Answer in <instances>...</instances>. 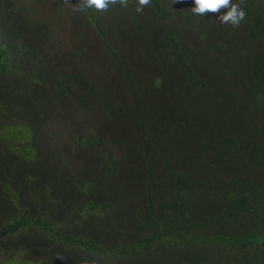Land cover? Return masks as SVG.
Wrapping results in <instances>:
<instances>
[{
    "label": "clouds",
    "instance_id": "1",
    "mask_svg": "<svg viewBox=\"0 0 264 264\" xmlns=\"http://www.w3.org/2000/svg\"><path fill=\"white\" fill-rule=\"evenodd\" d=\"M132 1L138 14L151 3L171 14L170 25L161 30L174 39L181 55L178 60L152 58L157 62L155 71L144 75L151 76L155 87L147 96L131 95L136 108L131 119L115 108H107L96 118L84 104L58 96L47 105L30 106L18 99L16 113L6 116L20 125L24 153L70 195H78L89 185L92 198L119 202L111 196L115 192L126 208L141 207L142 215L152 213V233L137 238L133 230H126L123 242L110 246L81 227L63 229L55 214L41 211L30 219L46 224L52 234L67 240L60 246L54 244L61 250L48 241L30 244L34 252L26 264H264V198H254L264 193V163L253 165L254 158L246 152H237L233 160L225 153L248 146L264 149V0ZM64 3L73 5L69 0ZM116 5L127 8L131 4L129 0H78L73 10L104 12ZM40 12L29 11L28 15ZM68 28L54 29L51 39ZM52 63L59 70L57 61ZM64 72L69 83L75 71ZM75 77L95 96H101L95 85H112V80L98 83L90 72H77ZM56 90L52 88L53 93ZM192 102L205 109L202 114H212L213 132L200 124L187 125L183 127L184 141L162 138V122L176 120L180 109ZM156 127L159 141L155 151L166 148L168 158L180 154L182 175L194 180L200 190L183 195L181 209L150 200L148 191L161 192L158 181L144 186L125 177L111 183L98 172L88 178L78 171L79 160L89 159L84 156L104 142L129 145L153 134ZM256 169L260 191L249 201L210 196L205 179H220V188L234 194L241 180ZM160 172L162 175V168ZM126 220L125 214L119 225ZM143 225L144 221L134 227ZM4 248L3 244L0 251Z\"/></svg>",
    "mask_w": 264,
    "mask_h": 264
},
{
    "label": "trees",
    "instance_id": "2",
    "mask_svg": "<svg viewBox=\"0 0 264 264\" xmlns=\"http://www.w3.org/2000/svg\"><path fill=\"white\" fill-rule=\"evenodd\" d=\"M35 2L0 0V249L3 244L5 246V251H0V264H26L34 252L30 244L41 242L42 245L48 241L61 250L56 246L67 238L55 236L46 224L30 219L41 211L55 214V220L63 229L73 225L81 227L93 232L97 241L110 246L121 244L126 230H133L138 238L151 234L154 226L151 212L142 215L141 207L126 208L115 192L111 196L119 202L94 195L92 198L89 185L73 196L59 181L52 180L44 167L24 153L18 130L20 125L14 118L6 116L16 113L14 103L22 99L30 106L47 105L58 96L60 100L72 99L84 104L96 118H101L107 108H115L131 119L136 109L131 95L147 96L155 87L151 76L144 75L145 71H155L157 62L152 58L178 60L181 55L174 39L161 30L170 25L171 14H166L164 8H154L153 3L143 14H138L132 0L127 8L116 5L104 12L94 9L75 12L74 4L78 0H69L73 5L64 0ZM29 11L43 12L32 16L28 15ZM62 27L69 28L52 40V31ZM54 61L59 70L52 63ZM64 69L75 71L69 83ZM77 72L93 73L98 83L112 80V85H95L101 94L95 96L80 77H75ZM52 88L57 89L55 93ZM200 107L196 102L188 103L180 109L176 120L162 122V138L182 142L186 139L183 127L197 124L211 134L213 116L202 114L205 109ZM154 130L153 134L129 145L104 142L84 156L89 159L79 160L78 171L88 178L98 172L111 183L125 177L144 186L158 181L161 192L148 191L150 200L161 206L181 209L182 196L200 190L194 180L182 175L180 154L173 153L168 158L166 148L160 153L155 151L159 137L158 128ZM144 148L152 153L144 154ZM237 152L250 154L254 158L253 165L264 163V149L248 146L225 151L232 160ZM249 174L241 180L239 188L234 189V194L220 188V179H205L210 196L249 201L260 191L257 184L261 179L257 169ZM254 198H264V193L260 192ZM125 214L126 222L119 225V218ZM163 220L170 221L169 218ZM142 221L143 227H134ZM10 238V244H5Z\"/></svg>",
    "mask_w": 264,
    "mask_h": 264
}]
</instances>
